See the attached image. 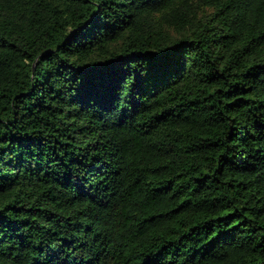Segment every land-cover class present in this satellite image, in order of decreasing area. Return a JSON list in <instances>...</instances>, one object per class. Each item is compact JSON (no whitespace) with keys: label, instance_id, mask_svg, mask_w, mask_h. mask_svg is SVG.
Instances as JSON below:
<instances>
[{"label":"trees","instance_id":"1","mask_svg":"<svg viewBox=\"0 0 264 264\" xmlns=\"http://www.w3.org/2000/svg\"><path fill=\"white\" fill-rule=\"evenodd\" d=\"M0 264H264V0H0Z\"/></svg>","mask_w":264,"mask_h":264}]
</instances>
